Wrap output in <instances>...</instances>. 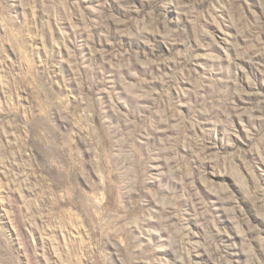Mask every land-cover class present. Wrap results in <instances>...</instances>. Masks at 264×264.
<instances>
[{"label": "rangeland", "instance_id": "374dc122", "mask_svg": "<svg viewBox=\"0 0 264 264\" xmlns=\"http://www.w3.org/2000/svg\"><path fill=\"white\" fill-rule=\"evenodd\" d=\"M0 264H264V0H0Z\"/></svg>", "mask_w": 264, "mask_h": 264}]
</instances>
